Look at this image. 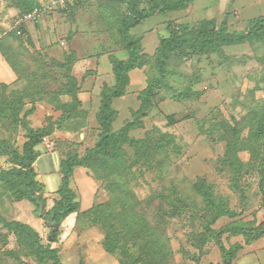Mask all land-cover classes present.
Here are the masks:
<instances>
[{
	"label": "trees",
	"instance_id": "1",
	"mask_svg": "<svg viewBox=\"0 0 264 264\" xmlns=\"http://www.w3.org/2000/svg\"><path fill=\"white\" fill-rule=\"evenodd\" d=\"M115 1L129 5L120 22L123 47L121 50L128 53V58L120 59L114 54L110 55L115 83H105L101 89V101L96 116L99 125L96 143L87 148L84 155L78 152L73 143L69 147L66 146V149L65 142L59 143L61 185L52 193L54 204L49 210L46 209L48 197L45 196V185L38 178L34 165L42 153V138L52 135L59 128L79 130L88 120V112L83 110V101L79 97L81 88L72 71L74 59L72 55L67 54L63 62L53 59V63L49 64L44 59V54L36 49L38 58L34 60L40 61L42 66L32 69L25 60L26 52L22 51L25 42L35 46L30 26H22V34H19L17 29L11 30L18 38L26 36L25 42L19 41L21 45L18 43L14 46V39H8L11 36L9 33L0 37V52L18 76L16 83H27L19 88L0 84V129L10 132L8 136L0 137V156L5 157L8 163L7 167H0V206L6 201L30 200L38 212L43 208L42 218L51 227V234L53 228L56 229L52 234L53 240L49 239V242L44 244L41 234L34 227L22 221L6 219L0 214L1 237L7 240L10 235H14L18 247L6 249L0 254L14 256L23 264H63L60 249L52 247V242L58 241L62 222L71 213H77L78 220L102 229L106 251L113 255L120 254L121 264H124L125 260L133 264H169V251L167 253L156 245L158 242L166 244L163 239V236H166V213L160 214L154 225L150 224L137 211L138 202L140 204L141 201L131 190V181L135 179L137 170L143 166L152 169L154 163L164 165L167 162L165 154L168 155V150L178 149L175 146V137L172 133L162 132L158 128L152 132L148 131L142 138H135L130 132L143 127L142 120L149 116L157 90L166 83V68L172 56H209L211 52H221L227 46L264 42V16L252 18L244 29L233 31L230 30L227 19L222 22L215 18L203 19L195 23H179L174 19L167 22L169 35L162 36L154 53L149 55L144 52L142 37L134 35L131 30L149 16L183 10L194 0ZM39 4L40 0H17L20 8L18 15ZM77 5L78 3L69 9H59L56 12L65 13ZM52 65L63 71L61 77L64 81L58 86L56 83H47L46 80V77L58 80L57 75L51 72L54 70ZM146 66L150 67V72L146 87L138 93L139 106L131 110L134 119L126 121L120 129L115 130L114 122L119 118L120 112L114 106V101L128 93L131 71ZM153 67L159 69V75H153ZM40 69L44 70L43 74H40ZM184 95L198 96L199 93L185 89ZM63 96L68 98L65 100ZM37 102L52 105L62 112L61 116L56 120L48 117L45 126L31 127L28 116L34 112ZM28 103H31V107L25 109ZM168 119L171 124L177 122L175 115H169ZM232 119L234 123L225 119L216 124L221 129L219 141L226 142L222 163L229 168L232 186L240 192L244 200L247 199V188L243 183L245 175L251 171H259V186L264 205V110L246 116L248 135L243 139L240 136L243 128L235 117ZM20 128L25 131L27 138L21 148L14 138V135L19 134ZM57 144L56 139V146ZM241 150H248L251 154L247 163L243 162L239 154ZM160 164L158 166H161ZM77 167L87 168L95 180L104 184L109 191L108 200L81 211L78 195L71 186ZM194 189L203 198L207 214L200 219L202 230L192 234L200 249L212 240L216 242L221 253V261L218 264H234L241 250L264 238V220L257 223L255 220L235 219L238 212L230 207L226 199L218 198L214 186L205 179L198 180ZM177 213H182L181 206H176L173 210V215ZM223 217L233 221L220 228L213 227ZM224 235L242 236L244 242H236L227 247ZM134 247H137L136 252L131 249ZM22 257L31 258L34 262L30 263Z\"/></svg>",
	"mask_w": 264,
	"mask_h": 264
},
{
	"label": "rangeland",
	"instance_id": "2",
	"mask_svg": "<svg viewBox=\"0 0 264 264\" xmlns=\"http://www.w3.org/2000/svg\"><path fill=\"white\" fill-rule=\"evenodd\" d=\"M194 1L193 11L189 17L185 16L183 11L149 16L133 28L131 33L134 35L146 33L144 45L148 52H151L154 46L159 45L160 38L168 35V21L179 18L178 21L183 23H195L196 20L212 18L218 8L226 4L225 0ZM227 1L233 8H241L244 17L255 18L264 15V0ZM128 9V4H119L115 0L81 1L72 10L65 13L56 12L53 16L45 18V22L33 25L35 28L32 35L35 46H32L25 42L26 36L18 38L11 32L13 19L20 12L17 0H0V35L9 33L11 36L8 39L10 41L14 39L13 45L16 46L21 41L25 42L22 51L26 52L25 60L32 69L42 66L40 61L34 60L38 58L36 49L44 54V59L49 64L53 63V59L63 62L67 54L72 55L74 59L72 71L81 85L80 88H83L85 82L93 79L91 72L95 66L92 60L94 57L111 55L114 51L123 49L120 22L122 15ZM234 28L230 30L233 31ZM263 58L264 42L227 46L221 52H211L209 56L198 54L186 58L172 56L166 68L168 71L166 83L157 90L149 116L142 120L143 127L130 132L133 137L142 138L148 131L152 132L153 129L158 128L162 132L172 133L175 137V146L178 149L168 150V155L165 154L167 162L164 165L159 163L161 166L154 163L152 169L143 166L137 170L135 179L131 181V190L141 201L140 204L138 202L137 211L150 224L154 225L160 214L166 213V236H163L166 244L158 242L156 245L167 253L169 251V264H218L221 261V253L214 240L200 249L192 234L202 230L200 219L207 214L203 198L194 189V184L200 179L212 184L215 195L226 199L230 207L238 212L235 219L255 220L257 223L264 220L259 171H251L245 175L243 183L247 188V199H242L240 192L232 186L229 168L222 163L226 142L219 141L221 129L216 126L225 119L234 123L232 117H235L243 128L240 135L242 139L248 135L246 116L264 110ZM52 68L54 70L51 72L57 75L58 80L54 81L52 77H46V80L47 83H56L58 86L64 81L61 77L63 71L56 65L55 67L52 65ZM153 68V75H159V69ZM148 69L149 66L138 68L137 77L133 74V81L139 82L138 87L146 84L145 80L150 72ZM141 70L146 74L142 83L138 81ZM40 71V74H43L44 70L40 69ZM25 84L27 83H20L19 86L23 87ZM11 87L17 88V86ZM185 89L196 91L199 95L186 97ZM67 98L63 96V99ZM128 99L129 102L119 98L115 100V107L120 111L119 118L114 122L115 130L120 129L126 121L134 119L130 110L138 106L136 94L130 93ZM97 101L94 99L90 103L83 102L82 108L88 112V120L84 127L76 131L59 128L57 134L50 135L58 141L54 151L48 152L51 154L53 152L56 160H60L58 151L60 142L66 143L65 149L66 146L75 144L81 155L96 143L99 134L96 116L100 106ZM122 101L124 102L121 103ZM169 115H175L177 122L169 123ZM47 123L46 119V125ZM9 133L0 129V137L8 136ZM20 134L14 135L17 143L22 140ZM239 154L244 163L250 161L251 154L248 150H241ZM0 162L1 167L8 166L5 157L0 156ZM96 183L99 186L98 197L102 196L100 201L108 200L109 191L101 182L96 180ZM16 202L18 201L4 202L0 206V214L6 219H14L13 205ZM176 206H181L182 213L173 215ZM36 214H40L37 209ZM75 220L79 231L77 241L72 240L67 245V241L60 242L58 237L57 242H52V247L60 249L63 264H121L120 254L113 255L106 251L104 232L99 226L76 219L75 213H71L66 221L73 223ZM230 221L233 219L223 217L213 227L220 228ZM50 234L51 227L44 222V230L41 234L44 244L49 242ZM223 239L227 247L236 242H244L242 236L224 235ZM4 240L0 235V253L6 249H18L14 235ZM131 249L133 252L137 251V247ZM22 258L30 263L34 262L31 258ZM249 261L253 262L250 264H264V238L241 250L234 264H249ZM0 264L23 263L14 256L0 254ZM124 264L133 263L125 260Z\"/></svg>",
	"mask_w": 264,
	"mask_h": 264
},
{
	"label": "crops",
	"instance_id": "3",
	"mask_svg": "<svg viewBox=\"0 0 264 264\" xmlns=\"http://www.w3.org/2000/svg\"><path fill=\"white\" fill-rule=\"evenodd\" d=\"M225 1H226V4L222 7H219L218 11H216V14H214L212 18L210 17L207 19L215 18L219 22H222L223 20L227 19L228 25L231 29L233 27H235L234 28L235 30L244 29L247 26L248 21L252 18L248 16L244 17L241 11V8H237V7L233 8L231 7L230 3L227 0ZM194 2L195 1H193L185 9L180 10V11L181 12L183 11L184 15L189 17V15L192 14V11H193L192 7H194L192 5L194 4ZM180 11H176V12H180ZM231 15L233 16L231 17ZM260 16H264V15H260ZM175 19L178 20L179 18H175ZM201 20H196V21H201ZM43 21L45 22V19ZM186 23H191V22H186ZM33 28H35V26L30 25L29 29H30L31 34H33L32 33ZM137 36L142 37L144 51H146V53L151 54L155 51L157 45L154 46V49L152 48L153 50L151 52H148V50L145 48L144 40H145V37L147 36L146 33L144 35H137ZM112 54L116 55L120 59L128 58V53L125 50L114 51L113 53H111V55ZM109 55H99L92 59L95 64L94 70H92L91 72L93 73L91 74L93 75L92 76L93 79L85 82V85H83L84 87L81 88L82 92L80 91L79 93V97L84 102V104L88 102L90 103L92 102V100L95 99V101L98 100L97 102H99V105H100L102 86L105 83H108L110 85L114 84V83H111V81L114 80V75L112 72V64L110 62ZM136 69L132 70L130 73V84L128 86V93L125 96L119 98L121 100H124L125 102L129 100L128 96L130 93L136 94V98H137L138 93L146 87V84L144 86L141 85L140 87H138L139 82L133 81V74L136 75V77L138 74V71ZM145 75L146 74H144V71L141 70V74L138 75V77H140L138 79V81L140 80V83L144 81V77H146ZM17 79H18V76L16 75V73L14 72V70L8 63V61L5 59V57L2 55V53L0 52V84H6V85H9L10 87L17 86L18 88L20 87L19 86L20 83L19 84L16 83ZM145 82L147 83V78ZM136 100H137V105L139 106L138 98ZM124 101H122L121 103H123ZM97 102H94V103H97ZM114 106H115V101H114ZM138 106H136L133 109H137ZM30 107H31V103H28L25 109H28ZM61 114L62 112L60 110H56L52 105L46 102H37L34 112L28 116V121L31 127L39 128V127L46 125V119L48 117H51L53 120H56L61 116ZM19 133H21L20 139L22 140L18 141L17 145L21 148L27 138L25 137V131H23V129L20 128ZM57 133H58V130H55L52 136ZM40 149L42 150V153L34 165L38 172V178L45 185V191H46L45 196L48 197L46 209L49 210L54 204L52 193L57 191L61 185V175L59 172L60 160L55 159L53 152L52 154L45 152L43 146H40ZM4 164L5 163H3V165ZM1 166L2 165L0 164V167ZM71 186L72 188L75 189L78 195V199L81 205V211L88 210L94 204L102 202V200L100 201V198H102V196L98 197V194H99L98 183H96V180L92 176H90L89 170L87 168H84V167L76 168L74 175L72 177V180H71ZM13 206H14L13 214H15L13 215V218L15 220L27 223L31 225L32 227H34L40 234L43 233L45 221L40 214L39 215L36 214L37 216L35 215L36 206L33 202H31L30 200L24 199V200H20L14 203ZM75 214H76V219H77V213ZM68 217L69 216H67L66 219H64L60 227V235H59L60 242L67 241L68 242L67 245H69L72 242V240L77 241L78 240L77 236L79 234V231L75 224L77 220H75V222L73 223L72 222L68 223L66 221ZM251 261H249V264L253 263Z\"/></svg>",
	"mask_w": 264,
	"mask_h": 264
},
{
	"label": "built area",
	"instance_id": "4",
	"mask_svg": "<svg viewBox=\"0 0 264 264\" xmlns=\"http://www.w3.org/2000/svg\"><path fill=\"white\" fill-rule=\"evenodd\" d=\"M81 1L84 0H40V4L30 11L21 15H16L12 23L13 28L17 29L19 34H22L20 29L22 26H30L40 23L45 18L50 17L51 13L56 12L59 9H69ZM42 146L45 152L54 151L56 147V139L50 135H45L42 138Z\"/></svg>",
	"mask_w": 264,
	"mask_h": 264
},
{
	"label": "water",
	"instance_id": "5",
	"mask_svg": "<svg viewBox=\"0 0 264 264\" xmlns=\"http://www.w3.org/2000/svg\"><path fill=\"white\" fill-rule=\"evenodd\" d=\"M40 215L41 216H43L44 215V210H43V208L41 207L40 208ZM55 231H56V229L55 228H53V233L52 234H54L55 233ZM52 234H50L49 235V239H51V240H53V235Z\"/></svg>",
	"mask_w": 264,
	"mask_h": 264
}]
</instances>
